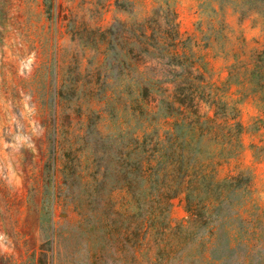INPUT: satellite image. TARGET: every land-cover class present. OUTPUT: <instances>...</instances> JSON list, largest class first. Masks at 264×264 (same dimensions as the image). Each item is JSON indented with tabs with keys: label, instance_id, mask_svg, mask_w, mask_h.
<instances>
[{
	"label": "rangeland",
	"instance_id": "obj_1",
	"mask_svg": "<svg viewBox=\"0 0 264 264\" xmlns=\"http://www.w3.org/2000/svg\"><path fill=\"white\" fill-rule=\"evenodd\" d=\"M0 264H264V0H0Z\"/></svg>",
	"mask_w": 264,
	"mask_h": 264
},
{
	"label": "trees",
	"instance_id": "obj_2",
	"mask_svg": "<svg viewBox=\"0 0 264 264\" xmlns=\"http://www.w3.org/2000/svg\"><path fill=\"white\" fill-rule=\"evenodd\" d=\"M173 17H175V14ZM175 27L177 25L175 24ZM176 34V31H175ZM184 126L189 127V131H194L196 125L194 123H184ZM176 161L173 163V167L176 165ZM178 164V163H177ZM181 168L174 167V173L183 174L184 178L188 179L185 185L181 188L186 193V213L187 219L185 224L179 226V233L183 235H194L200 229H204L205 235L200 238V241L205 242L207 238L208 249L213 243L216 237V231L218 228L224 225L226 218L216 219L213 221L212 217L215 209L224 200H227L229 196L239 195L240 193H246L249 190V181L244 179L242 173L237 176H227L222 182L212 181L207 174L196 167L185 168L183 171ZM203 191L205 194L206 202L201 204L200 193ZM230 204V203H229ZM240 212L235 213V216H239ZM229 248L232 249L233 243L237 240L235 232H228Z\"/></svg>",
	"mask_w": 264,
	"mask_h": 264
}]
</instances>
